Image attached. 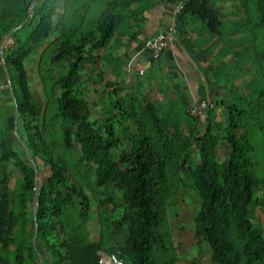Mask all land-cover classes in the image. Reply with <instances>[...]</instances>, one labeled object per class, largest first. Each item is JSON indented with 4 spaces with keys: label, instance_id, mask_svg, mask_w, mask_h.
<instances>
[{
    "label": "trees",
    "instance_id": "obj_1",
    "mask_svg": "<svg viewBox=\"0 0 264 264\" xmlns=\"http://www.w3.org/2000/svg\"><path fill=\"white\" fill-rule=\"evenodd\" d=\"M61 1L0 0V61L15 105L13 116L0 108V164L15 158L23 174L21 190L13 197L0 187V264H98L100 250L118 255L124 264H177L169 208L185 190L201 201L194 218L195 239L210 246L214 264H264V232L255 226L252 213L253 207L263 205L257 190L264 185V142L255 133L264 136V0H236L238 17L232 26L215 0H190L178 14L180 38L188 35L187 27L195 21L206 28L207 41L220 38L224 49L237 47L236 38L251 42L249 31L262 34L260 46L259 37L253 39L262 83H251L249 95L224 96L221 102L213 99L207 86L222 83L226 73L209 61L207 45L199 48L184 41L197 63L201 59L207 63L200 69L207 82L200 87V101L208 103L202 117L192 116L193 102L180 86L175 87L177 100L171 102L158 100L154 93L145 96L143 86L129 89L116 71L106 78L103 62L111 56L113 39H136L132 31L141 15L129 9L130 0H67L73 5H66V10L75 19L68 26H76L59 27L53 38ZM226 39L233 45H226ZM52 43V63L63 73L50 82V102L47 99L40 107L27 64ZM162 58L151 57L150 67ZM89 65L93 72H104L81 82ZM80 83L98 85L100 94L112 100L101 124L92 121L87 100L74 94ZM215 106L225 107L220 122ZM201 119L204 131L195 127ZM48 127L56 128L66 147H80L82 161L95 167L93 187L84 186L69 163L53 152L62 143ZM17 140L35 164L28 166L19 159ZM122 145L128 151L116 161L114 152ZM193 150L198 163L192 160ZM39 173L45 177L40 187ZM0 185L7 187L5 178L0 177ZM96 191L113 205L111 211L118 208L112 192L122 195L123 212L114 227L125 235L116 245L106 238L103 224L108 219L101 207L106 202ZM33 194L36 212L28 213ZM202 253L199 247L197 254Z\"/></svg>",
    "mask_w": 264,
    "mask_h": 264
},
{
    "label": "rangeland",
    "instance_id": "obj_2",
    "mask_svg": "<svg viewBox=\"0 0 264 264\" xmlns=\"http://www.w3.org/2000/svg\"><path fill=\"white\" fill-rule=\"evenodd\" d=\"M71 2L67 4V0L61 1V7L58 11L59 15L56 19V21H58V27L55 26L53 29V38L58 36L59 27L72 29L73 26H76L74 24L71 27L68 26L75 20L74 18L70 19V16H73L72 13H70L72 11L67 12L66 10V5H69L70 7L73 5ZM234 2L232 5L236 4V0H234ZM78 22L79 19L77 20V23ZM254 35L259 37L257 40V45L260 46L261 42L259 41H261L262 34L260 32L259 35L257 31L254 30V33L249 31L247 35L249 36L251 42L244 43L242 38H238L239 40L243 41L242 46L234 47L232 49H224L223 47L215 46L210 50L212 56H214V60H212L214 61L215 67L220 68V70L225 72L227 75V78L222 83L214 84L212 85V88L207 87V92L211 94L215 101L221 102V100L224 99V96H232L239 93L249 95L251 92L249 89L251 83H254L255 85L262 83V73L259 70V66L254 63V57L257 52L256 46L253 44ZM5 44L7 46L9 45L8 37L5 38ZM228 46H231V44H228ZM53 50L54 44L52 43L46 47L45 51L41 52V50H39L33 58L28 59L27 65L28 74L31 79V90L33 96L35 97L36 103L40 107H43V105L47 103V99L50 102V82L56 80L57 77L63 73L58 65H53L52 63V57L55 54ZM220 52H222V54ZM90 67H92V65H89L84 69L81 82L86 81L92 76L97 77L98 74H101L103 71L99 70L97 72H93L90 70ZM3 70L4 64L2 61H0V92L3 94L0 96V108H4V110H6L5 112H7V115L13 116L15 105L13 98L9 95L11 92V86L7 75L2 73ZM153 72L154 71L150 72V70L146 72V77H150ZM105 76L106 78L111 77L108 72H106ZM177 81L173 79L172 74H170L168 78L163 79V84H160V82L156 84L149 81L147 82V87H142L143 93L145 96L154 93V96H156L158 100L175 102L177 100V92L175 91V93H173L172 89L173 85ZM155 85L158 87L156 86V88H154L153 86ZM74 94H79L80 97L87 100L89 109L91 111L92 121L101 124V116L105 114V109L112 104V100L109 98L105 99L100 94L98 85L94 86L93 84H78ZM171 94H174L173 98L171 97ZM55 95L59 97L58 94ZM143 98H141L140 101L143 103L147 102V100H143ZM232 102L234 104L238 103L236 100H233ZM214 109L216 110L214 115L219 116L217 117V122L222 121L223 119L220 115L225 112V107L215 106ZM53 116L54 112L52 113V119ZM49 122L50 119L48 124ZM182 127L185 129V131L188 128L186 125H182ZM195 127L199 131H204V119L197 120ZM49 130L52 131L54 137H56L62 143V145L59 144L60 146H56L53 152L55 154L61 155L62 158L67 161V164L69 163V168L76 171L77 175L79 174L78 179L84 186L88 187V185H90L93 187L94 181L96 179L95 167L91 163L82 161L80 147L78 145H74L72 149L66 147L64 137L57 132L56 128ZM255 134L257 137H261V142H264V136L261 135L262 133L260 134V132L256 131ZM17 142L19 143L16 144L15 151L19 154V159L28 166L35 164L32 155L23 147L21 140H17ZM127 151L128 147L122 145L119 151L114 152V159L116 161L122 160L123 154ZM229 151L230 149L227 148L226 153ZM191 157L192 160L196 161V163L199 162V156L195 150L192 151ZM20 165V162H18V160L15 158H11L10 161L5 164H0V177L3 179L5 178L8 184L7 187L1 185L0 187H2L1 189L4 192L9 193L12 197L18 193L22 187L21 179L23 178V174L21 172ZM44 179L45 177L43 176V173H39L37 176L38 187L41 186ZM112 193L116 201L115 203L118 205V208L114 211H111L113 209V205L109 202V200L106 199L104 195H101L100 192L96 191L97 198L106 202V205L101 206L105 220L108 219V221L104 222L103 224L105 227L106 238L109 239V243L111 245H116L121 237L125 235L124 232H117L114 227V221L122 215L124 202L122 195L119 192L113 191ZM257 197L263 201V205L253 207L252 213L254 214L255 226L264 232V185H261L257 190ZM31 199L32 201L28 203V213H31L32 211L36 212V194H33ZM78 206L79 204L76 203L77 208ZM200 206L201 201L196 199L190 190H185L178 195L169 208V222L172 236L175 240V245L177 248V264H214L212 261V251L210 246L207 249L208 245L206 243L199 244V242L195 239L196 228L194 218ZM28 217H30V215H28ZM199 247L203 249V253L198 255L197 251L199 250Z\"/></svg>",
    "mask_w": 264,
    "mask_h": 264
},
{
    "label": "crops",
    "instance_id": "obj_3",
    "mask_svg": "<svg viewBox=\"0 0 264 264\" xmlns=\"http://www.w3.org/2000/svg\"><path fill=\"white\" fill-rule=\"evenodd\" d=\"M130 1L131 7L129 9L141 15L139 23L137 19L136 24L138 27L132 31L134 34L137 33L135 35L136 39L130 40L127 36L122 38L116 36L113 39V43L110 45L112 48L111 56L103 62L109 75L111 77L115 76L116 71L120 81L124 82L132 90L136 86L147 87V82L149 81L156 84L159 82L163 84V79L168 78L172 74L173 79L178 80L173 85V93H175V87L180 86L186 96L191 100V103L200 102V87L202 85L207 86L206 79L200 70L206 60L201 59V62L198 61L197 63V59H193L186 51L184 41L199 48L207 45V48L205 47L207 50H211L215 46L225 48V42L220 38H215L211 42L207 41L209 35L206 28L195 21L189 23L187 27L188 35L180 38L176 31V0ZM233 2L234 0H215L216 6L225 14L228 19L227 24L229 23L230 26H232L231 24L238 17L236 15L237 11H234ZM158 35H166L170 37L171 41L166 52L163 54L162 60L156 64V67H150L151 55L146 47V43L150 38ZM242 40L236 38L233 40V43L235 42L238 45L237 47H239L243 45ZM225 41L226 45H228L229 40L226 39ZM212 59L214 60V56L211 53L209 61H213ZM152 68H154L153 74L150 77H146L145 73L149 70L151 72ZM156 86L153 87L156 88ZM171 97L173 98L174 94H171Z\"/></svg>",
    "mask_w": 264,
    "mask_h": 264
},
{
    "label": "built area",
    "instance_id": "obj_4",
    "mask_svg": "<svg viewBox=\"0 0 264 264\" xmlns=\"http://www.w3.org/2000/svg\"><path fill=\"white\" fill-rule=\"evenodd\" d=\"M189 1L190 0H182L177 4L175 12L176 21L178 14L181 13ZM170 41V37H167L166 35H158L151 40H148L146 47L149 50L151 57L155 59L162 57L166 49L169 47ZM207 107L208 103L206 101L195 102L191 105L190 113L194 117H202ZM98 256V264H124L123 260L118 255L110 254L105 250H100Z\"/></svg>",
    "mask_w": 264,
    "mask_h": 264
},
{
    "label": "water",
    "instance_id": "obj_5",
    "mask_svg": "<svg viewBox=\"0 0 264 264\" xmlns=\"http://www.w3.org/2000/svg\"><path fill=\"white\" fill-rule=\"evenodd\" d=\"M35 4L33 5V7L31 8V22L34 20L35 16H36V10H35Z\"/></svg>",
    "mask_w": 264,
    "mask_h": 264
}]
</instances>
